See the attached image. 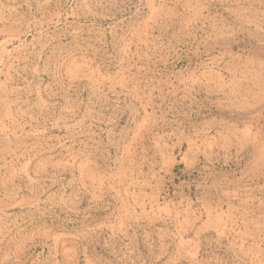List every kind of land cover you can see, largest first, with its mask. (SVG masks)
<instances>
[{"label": "rangeland", "instance_id": "obj_1", "mask_svg": "<svg viewBox=\"0 0 264 264\" xmlns=\"http://www.w3.org/2000/svg\"><path fill=\"white\" fill-rule=\"evenodd\" d=\"M0 264H264V0H0Z\"/></svg>", "mask_w": 264, "mask_h": 264}]
</instances>
